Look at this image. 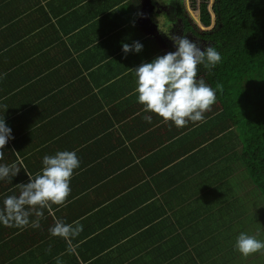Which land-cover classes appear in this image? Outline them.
Masks as SVG:
<instances>
[{"label":"crops","instance_id":"obj_1","mask_svg":"<svg viewBox=\"0 0 264 264\" xmlns=\"http://www.w3.org/2000/svg\"><path fill=\"white\" fill-rule=\"evenodd\" d=\"M178 7L0 0V120L14 137L0 165L20 170L0 180V208L45 155L68 150L80 160L64 205L33 213L26 227L0 223V264H262L264 251L235 249L242 232L264 241V197L248 174L240 180L231 114L216 96L202 121L177 128L132 94L130 69L174 51L173 35L192 37ZM135 41L142 51L125 55L122 44ZM58 219L82 231L54 237Z\"/></svg>","mask_w":264,"mask_h":264},{"label":"clouds","instance_id":"obj_2","mask_svg":"<svg viewBox=\"0 0 264 264\" xmlns=\"http://www.w3.org/2000/svg\"><path fill=\"white\" fill-rule=\"evenodd\" d=\"M174 51L157 56L151 62L141 63L135 69V89L137 102L143 111L152 113L165 122H171L177 128L186 127L189 122H199L204 114L216 103V90L197 79L199 66L214 68L221 55L212 45L201 46L197 41L182 34L171 38ZM143 45L139 41L122 44V51L139 53ZM217 83L216 89L222 90ZM144 119L151 122L152 116ZM11 128L0 120V159H3L6 144L13 139ZM43 167L35 176L28 175V183L18 184L19 195L7 196L0 208V223L5 226L26 227L29 217L34 213L42 217V209H51L52 205H64L71 193L70 181L74 171L80 167V160L75 151H58L54 155H45ZM20 172L16 164L0 165V180L16 176ZM40 209V210H38ZM39 227V220L32 222ZM82 231L78 222L73 224L56 220L49 228L54 237L70 240ZM235 249L247 257L264 251V241L247 233H240L236 239ZM59 264V261H58Z\"/></svg>","mask_w":264,"mask_h":264},{"label":"trees","instance_id":"obj_3","mask_svg":"<svg viewBox=\"0 0 264 264\" xmlns=\"http://www.w3.org/2000/svg\"><path fill=\"white\" fill-rule=\"evenodd\" d=\"M178 15L212 45L221 61L212 69L199 66L218 100L238 127L241 160L264 197V0H178ZM193 15H192V13ZM217 83L222 90L216 89Z\"/></svg>","mask_w":264,"mask_h":264},{"label":"rangeland","instance_id":"obj_4","mask_svg":"<svg viewBox=\"0 0 264 264\" xmlns=\"http://www.w3.org/2000/svg\"><path fill=\"white\" fill-rule=\"evenodd\" d=\"M191 13H192V11H191ZM192 15H193V13H192ZM247 174H248L247 170H246V173H245L244 170H242L241 172H239L240 180L243 181V179L245 178V176H246ZM258 233H259V232H258ZM262 236L264 237V232H263V235H262ZM256 261H259V262H261L262 264H264V252H263V254H262L261 256H258V257L256 258Z\"/></svg>","mask_w":264,"mask_h":264},{"label":"flooded vegetation","instance_id":"obj_5","mask_svg":"<svg viewBox=\"0 0 264 264\" xmlns=\"http://www.w3.org/2000/svg\"><path fill=\"white\" fill-rule=\"evenodd\" d=\"M185 36H187V35H185ZM189 39H193V40H195V41H197L201 46H202V44H204V43H201V41H200V39L198 38V36H196V35H192V37H190L189 35L187 36Z\"/></svg>","mask_w":264,"mask_h":264}]
</instances>
